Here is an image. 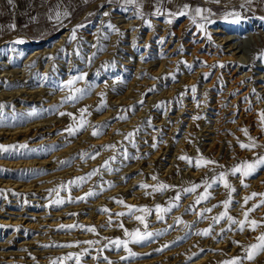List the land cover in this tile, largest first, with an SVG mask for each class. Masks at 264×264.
<instances>
[{
	"label": "rangeland",
	"instance_id": "1",
	"mask_svg": "<svg viewBox=\"0 0 264 264\" xmlns=\"http://www.w3.org/2000/svg\"><path fill=\"white\" fill-rule=\"evenodd\" d=\"M170 1L176 7L181 6V11L188 5L187 15L157 18L142 15L122 5L121 0H71L64 9L69 15L46 35L31 37L32 32L20 30L0 34V51L11 60L8 68L0 66L9 74L0 78V105H3L0 107V145L4 146L0 148V264H77V258L79 264H165L172 263L173 258L178 259L175 264H201V261L214 264L203 259L207 255L218 256L228 248H205L204 243L214 240L218 245L233 233L246 232V222L241 231L239 224L231 223L227 217L241 221V214L248 212L250 222L257 211L264 209L261 195H256L261 196L258 207L247 208L250 203L245 204V199L240 201L237 190L241 185L234 181L239 175L242 186L252 192L251 196L260 194L252 190V184H264V165H258L247 177L242 172L233 174L232 171L244 163L255 164L264 157V147L258 152V145L254 148L256 158H247L248 161L238 158L232 164L229 158L226 161L215 159L214 153L207 152L205 147L204 128H217L212 97L214 93L220 94L218 87L207 86L219 68L218 71L225 74V63L217 62L214 70L205 72L203 68L208 62L195 57L188 62L187 56L191 54H183L171 69L152 77L153 70L159 67L160 57L154 55L153 48L126 49L130 46L127 32L115 18L116 14H131L132 19L139 20L135 30L140 40L150 27L168 23L169 19L172 29L189 23L192 30L206 38L205 31L226 20L228 13L242 12L264 20V11L257 8L254 15L232 0H219V3L215 0ZM195 8L210 10L212 22L196 16ZM105 12L108 15H104ZM230 17L234 16L227 19ZM201 24L203 29L199 27ZM73 29L74 40L70 39ZM239 31L240 26L233 25L230 44L238 58L228 65L240 63L243 56L241 64L252 68L256 80L259 78L257 82L264 83V55L252 36L243 37L246 33L240 35ZM68 32L64 46L53 54L49 52L29 60V55L22 53L27 47L55 43ZM19 38L25 40L26 48L15 42ZM139 62L152 65L137 70ZM195 75L192 84L183 85ZM223 78L219 83L224 84ZM144 81L143 90L137 91L136 85ZM171 88L175 90L172 97L162 95ZM207 89L209 96L201 98L199 95ZM25 92L32 94L29 97ZM152 96H157L156 101L148 103L147 99ZM117 98L122 103L113 105ZM188 99H197L194 118L201 128L191 138H186L188 129L181 124V118L187 114L178 115ZM252 100L253 97L251 103ZM223 103L221 105L225 106ZM27 127L28 133L19 132ZM236 129L241 132L236 135L241 139L251 136L253 131L251 126L245 127V123ZM16 132L20 134L10 135ZM254 138L258 142L262 136ZM239 142L243 144V140ZM181 156L188 159H180ZM165 167L172 169L169 176L164 173ZM221 174L230 187L224 186ZM154 176L157 179L154 180ZM144 184L149 187L144 188ZM161 184L167 187L160 190ZM193 186H196L194 191H186ZM39 187L41 192L35 190ZM259 191L264 194V188ZM201 196L207 198L197 203ZM133 198L137 200L135 204L128 203ZM121 200L123 203L118 202ZM224 201H229L227 209ZM10 211L23 216L10 215ZM225 211L227 216L217 221L215 218ZM98 216H104L106 221L97 222ZM136 216L143 217L144 224ZM9 218H25L27 223L11 222ZM43 220L57 223L47 227ZM89 228L95 231H88ZM125 229L129 232L139 229L142 235H152L133 242L125 235ZM108 231L111 233H104ZM76 232L78 236L87 234L88 239L73 237ZM205 232L208 234L204 235ZM44 235H48L47 240L38 244L37 239ZM117 239L127 240V249L117 247L113 243ZM70 254L72 258L65 259Z\"/></svg>",
	"mask_w": 264,
	"mask_h": 264
},
{
	"label": "bare ground",
	"instance_id": "2",
	"mask_svg": "<svg viewBox=\"0 0 264 264\" xmlns=\"http://www.w3.org/2000/svg\"><path fill=\"white\" fill-rule=\"evenodd\" d=\"M233 11H235V10H233ZM115 18L117 19L118 23L123 24L122 28H124L127 32V36H128V42L127 43L130 46H127V48L125 47L126 49H131V48H134L135 46H138L141 48H146L147 50L153 48L154 49L153 50L154 55H157L158 57H160L161 60L158 61L159 67L157 69L153 70L152 77L156 78L162 72L168 71V69H171L173 63L177 59H179L180 56L183 54H185V56L187 54H191V56H187L188 62L189 61L191 62L193 57L198 58V59L203 58L206 62H208V66L206 68H203V71H205V72L214 70L215 65L217 66V62L225 63V65H224L225 74L224 73L221 74L218 71L219 69H221V68H219L217 70V73L215 74V77L213 78L211 83L207 86V88H209V87L212 88V87L216 86V88L218 87L219 91H220V94H218V92L216 94L214 93L215 95L213 94V96H215V97H212L213 101L211 102L212 110L217 111V114H215V115H217L215 123H217L216 127L219 129H217V128L216 129L215 128H209V129L204 128V130H203L204 134L203 135H204V141H206L205 147H206L207 152H210V153L213 152L214 153L215 159H218L221 161H226V158L227 159L229 158L228 161L231 164L233 162L236 163L235 161L238 160V158L246 159V160H247V158H249V159L256 158V154H257L259 148L264 147V134L261 135V133H264V125L261 124L260 118H259V114L261 112H264V83L261 81L257 82V80L259 78L256 80V78L253 74L254 72H253L252 68L250 69L249 67L245 66L244 64H241L244 62L243 56L240 58V63H236V64H234V66L228 65L229 61L235 63L237 58H238V57H236V52H235L233 45L230 44L231 37L229 35L230 34L234 35V33L231 32V29H232L233 25L237 24L238 26H240V31H239L240 35L244 32L246 34H243V37H245L246 35L252 36L255 44L258 46V49L264 55V20L256 18V17L245 16L241 12L240 19L238 22H234L236 20L235 17H230L224 21L217 23L213 27L208 28V30L205 31L206 38H204L202 36L203 35L202 33L198 34L199 32L197 33L196 30H192L193 28L191 29L189 23L182 24L180 26V28L177 30L172 29V27L168 23H156L155 26L150 27L151 28L150 31L145 35V37H143V40H140L141 37L138 36L137 31L135 30V28L138 27L139 20H137L136 18L132 19L131 14L130 15L116 14ZM69 34H70V32L65 33L55 43H52L50 45H45L43 47H36V48L35 47L34 48L27 47L26 48L24 43H23V45L22 44H19V45L20 46L22 45V47L26 48L22 53L24 55H26V54L29 55V60H30L32 57L37 56V55H41V54L44 55V54H47L49 52L53 54V52H55L58 49V47L64 46V44L66 43V39L68 38ZM209 36L211 37V39L208 38ZM157 38H159V40H156ZM19 39H23V38H19ZM164 42H166V43H164ZM10 52L13 53V50L11 49ZM144 56H146V53H144ZM29 60H27L25 62V64L28 63ZM144 63L139 62L137 70H140V67H145L146 69H148L152 65L151 63H145V64ZM10 64H11V60L9 59V56H6L4 52L0 51V66H3L4 68H8L10 66ZM252 65L253 64H251L250 66H252ZM234 68H235V70H234ZM248 68H249V70H248ZM5 77H9V74L7 72H3L0 69V78L3 79ZM221 77H225V78H223V80H225V81H222V82H224V84L219 83V80L221 79ZM195 79H196V75H195V77H191L187 82H185L187 80L186 79L184 81L185 84H183V85H187V83H188V85L192 84V82ZM164 83H166V81ZM145 85H146L145 81L139 82L138 85H136L137 87H139L137 89V91L143 90ZM173 90H174V88L173 89L171 88L170 90L165 91L162 95L165 97L166 96L172 97ZM129 92H130V89H129ZM129 92L125 95V97L129 94ZM210 92H212V91H210ZM208 93H209V90L207 89L206 91L204 90V94L199 93L200 94L199 96L201 98H205V97L209 96ZM31 94L32 93H26V95H28L29 97L31 96ZM137 95L139 96V94H137ZM12 96L15 97V95H12ZM227 96H229V97L226 98ZM190 97H191V95H190ZM252 97H253V100H252L253 103H251ZM132 98H130V99H132ZM156 99H157V96H152V97H149L147 99V102L152 103V102L156 101ZM119 100H120V98L113 100V105H119L120 103H122V102H119ZM123 100H126V99L123 98ZM188 100L189 101L186 102L187 104L183 106V109L181 111H179L178 115L180 113H184L185 115L187 114L186 117L181 118V124L188 129L189 133H187L186 138H191L192 135L194 136L196 134V132L199 131L201 128H200V126L197 127L198 125H196V120L194 118L195 117L194 107L196 105L197 99H188ZM126 101H129V100H126ZM223 102H225L226 105L227 104H229V105L222 106L221 104ZM176 118H178V117H176ZM160 122H162V120H160ZM243 123H245V127H247V128L251 126L253 128V131L251 133V136L249 135V136H246L245 138L241 139L238 136H236L237 134L241 133L240 131H237L236 128L238 127V129H239ZM39 126H43V125L39 124ZM241 130L244 131V128L242 127ZM19 132L21 134L23 132L28 133L29 132L28 127H27V130L19 131ZM19 132H16V133H13L10 135H17V133H19ZM10 133H12V132H10ZM36 133H38V132H36ZM231 134H233V136ZM256 135H260V137L262 136V139L258 142H256V140L254 138ZM9 137H11V136H9ZM32 137H33V135H32ZM233 137H235V138H233ZM257 138H259V136ZM239 140H243V144H251L253 141H255L256 145H258L257 146L258 147L257 152L254 148H251L252 150H247V149L244 150V148L238 147V145H241ZM259 144H260V147H259ZM146 169H148V168H146ZM170 170H172V169L170 167H167L165 169L164 173H166L169 176ZM57 176H58V174H57ZM55 177L56 176H54V178ZM58 178H59V176H58ZM234 181L240 183V185H241L240 187L237 186L238 187L237 191H238V194L240 196V198H239L240 201L242 199H245L246 197L251 196L252 192L246 191L244 189V187L242 186V179L239 175L236 177V179ZM258 184H259L258 186H256L257 184L256 185L252 184V190H256V192H259L261 194L262 191H259V190L260 189L262 190L264 188V184H261V185H260V183H258ZM26 188H29V187H26ZM35 190L37 192H41L40 187L35 189ZM260 197L261 196H256L253 199L247 200V203H250V204L248 207L247 206L246 207L250 208V205L256 206L258 204V201H260L259 199H261ZM135 201H137V200L135 198H133V199L129 200V202L128 201L127 202L128 203L134 202V204H135ZM247 203H245V204H247ZM96 206L97 205L93 206L92 209H95ZM202 208L203 207L201 206L200 209H202ZM198 210H199V208H198ZM244 211H246V210H244ZM10 212H11V213H9L10 215H15L18 217H20L22 215V214L14 212V211H10ZM263 212H264V209L263 210L261 209L255 213L256 216H255L254 220H256L258 223L257 224L258 227L255 228V230H258L257 233L254 234L250 223L246 222L245 223L246 226L244 224V226L246 227V232H244V233H242V232H240L239 234L233 233L232 235L228 236V239H226V240L222 239L223 242L218 244V245H216L218 242H216L214 240L213 241L207 240L204 243L205 248L213 247L215 249H220V250L223 248H228V249L225 250L224 252L220 253L218 256L207 255L206 258L203 259V260H205L204 262H206V260H210V261H213L214 264H225L226 261H229L234 257H241L240 264H264V251L258 252L255 255L254 259H252V260H248V259L244 258L246 256L245 250L248 249L250 245L259 243V241L257 240V237L260 236L261 234H264ZM30 216H33V215L31 214ZM103 217H100V216L96 217L97 222H100L103 219ZM56 218H58V217H56ZM243 218H244V216L242 213L240 216L241 221H245ZM9 219L11 220V222H13L15 220V222L20 221V222L27 223V219H25V218H18V219L17 218L16 219L9 218ZM103 220H105V219H103ZM43 222L47 224V227H54L55 224L57 223V222L56 223L55 222L50 223V221H48V220H43ZM42 223L40 222V224H42ZM87 223H88V219H87ZM27 227H32V225L28 224ZM32 228L35 229V227H32ZM37 228L38 227L36 226V229ZM104 233L106 234V233H111V232L108 231V232H104ZM74 235L75 236H73V237H78V238L80 237L82 239H85V238L88 239V236H86L87 234L86 235L81 234L82 236H78V232H76ZM216 235H218V234H216ZM47 238H48V235H44L43 237L42 236L39 237L37 239L39 241L38 244H40V242L42 243L43 241H46ZM63 238H64V236H63ZM58 239H59V237H58ZM210 240H211V238H210ZM237 241L239 242V244L236 243ZM29 244H31V242ZM198 246H199V244H198ZM243 250L245 252L242 256L241 253L243 252ZM188 252L191 253L190 250ZM177 254H179V253H177ZM177 254L174 257H177ZM183 258H185V257H183ZM177 260H178L177 258L176 259L173 258L171 260L172 263L167 262L165 264H175ZM200 263L202 264L203 262L201 261ZM160 264H163V263H160Z\"/></svg>",
	"mask_w": 264,
	"mask_h": 264
},
{
	"label": "crops",
	"instance_id": "3",
	"mask_svg": "<svg viewBox=\"0 0 264 264\" xmlns=\"http://www.w3.org/2000/svg\"><path fill=\"white\" fill-rule=\"evenodd\" d=\"M70 1L17 0V3L13 1L10 4L9 0H0V34H5L9 30H20L32 32L31 37L46 35L52 27L64 20L62 17L61 21L57 22L55 14L57 11L64 12ZM232 1H239L240 5H243L254 15H257V8L264 11V0H254L250 6L245 4L244 0ZM121 4L134 8L142 15L157 18H174L175 16L169 15V13L181 11V6L176 7L170 0H132L131 3L121 0ZM157 9H160V15H154ZM12 24H15L14 29L10 27Z\"/></svg>",
	"mask_w": 264,
	"mask_h": 264
},
{
	"label": "snow or ice",
	"instance_id": "4",
	"mask_svg": "<svg viewBox=\"0 0 264 264\" xmlns=\"http://www.w3.org/2000/svg\"><path fill=\"white\" fill-rule=\"evenodd\" d=\"M13 2V0H9V3L11 4ZM132 0H125V3H131ZM215 2L219 3V0H215ZM244 3L245 4H251V3H254V0H244ZM241 7H243V5H241ZM195 15L196 16H202V18L206 21H208L209 23H211L212 21L209 19V16L211 15L210 13V10H205V9H201V8H195ZM187 12H188V5H185L184 6V10L183 11H180L179 13H169V15H172V16H176V15H187ZM207 12L208 14L207 15H202L203 13ZM161 14V11L160 9H157L156 12L154 13V15H160ZM69 15V13L67 11H64V12H60V11H57L56 14H55V19L57 22H60L61 21V18L62 17H67ZM104 15H108L107 12L104 13ZM227 16H234L236 18V20L234 22H238L239 19H240V13L238 12H231V13H228ZM227 16L225 17V19H227ZM51 19V17H50ZM169 24L172 23V20L169 19L167 21ZM11 28H15V24H12L10 25ZM79 27V26H78ZM109 27H113L111 24H109ZM201 29H203V25L201 24L199 26ZM209 39H211V37L209 36L208 37ZM72 40L76 39V35H75V29H73V33H72V36L71 38ZM16 43L18 44H23L25 43V40L24 39H17L15 41ZM78 78H83V77H78ZM195 89H193L194 91ZM0 107H3V105H0ZM83 111V110H82ZM61 115H64V113H61ZM70 115V114H69ZM259 118H260V122L262 125H264V112H261L259 114ZM245 134L247 135V130L245 129ZM93 135H96V133L94 132ZM129 136H132L133 134L132 133H129L128 134ZM251 139V138H250ZM257 145L255 143V141H253L251 144H241V147L242 148H255ZM4 146L3 145H0V148H3ZM153 147H155V145H153ZM180 159H188L187 157L185 156H181ZM205 164H208V163H214L212 161H204ZM258 165H264V157H261L260 159H258L256 161L255 164H248V163H244L240 166H237L235 167L232 171H233V174H235L236 172H242L243 176L247 177L248 175H250L253 171H255L256 167ZM197 166H200L199 162L197 163ZM92 174H95V173H91L90 175ZM154 180L157 179L155 176L152 177ZM222 180H224V186L226 188L230 187V185L227 183V180L225 179V176L224 174H221V177H220ZM243 182V181H242ZM144 188H148L149 185L147 184H144L142 185ZM167 185H163L161 184L160 185V190H163L164 188H166ZM195 187L196 186H193V188H190V189H187L186 191H194L195 190ZM234 190V189H233ZM92 193H89V195H91ZM256 195H261V196H264V194H257V193H253L251 197H247L245 198V203H247V200L249 199H252L253 197H255ZM207 197L206 196H201L199 197V200L197 201V203L200 201V200H204L206 199ZM177 199H179V197H177ZM119 203H123V201H118ZM224 207L225 209H227L228 207V204H229V201H224ZM261 204H264V200H261L260 201ZM259 205H256L254 207H258ZM131 207V206H129ZM141 211H147L146 209H140ZM251 210H254V209H250L249 211ZM104 211H108L107 209H104ZM158 211H159V206H158ZM210 211V209H209ZM119 215H123V213H120ZM227 216V212L225 211L224 213H221L220 217H217L215 218L217 221H219V219L223 218ZM244 217H245V221H236L234 220L231 216H228V220L231 222V223H235V224H239L240 225V230L243 231L244 230V223L245 222H248L250 223L251 225V228L252 230H255V228L257 227V221L256 220H251L250 222L247 221V217H248V212H245L244 213ZM136 219L139 220L142 224H144V219L143 217L141 216H136ZM71 227V226H70ZM121 227H123V225H121ZM145 227H147V225L145 224ZM88 231H95L94 228H89ZM208 233L205 232L204 235H207ZM125 235L126 236H130L133 240V242H139L140 240H143L146 236H151L152 234L151 233H145V234H141L140 233V230L137 229L135 230L134 232H129L127 229H125ZM257 240L259 241V243H256V244H252L249 246L248 249H246V256L244 258L248 259V260H252L254 259L255 255L260 252V251H264V234H261L260 236L257 237ZM86 243H93L92 241H87ZM117 247H120V246H123L125 249H127V245H128V241L127 240H120V239H117L113 242ZM237 244H239V242L237 241L236 242ZM71 246V245H69ZM128 251L130 252L131 255H135V253H131V250L128 249ZM72 256L71 254L66 257L65 259H71ZM121 259H125L124 257H121ZM240 261H241V257H234L232 258L231 260L229 261H226L225 264H240ZM77 264H79V259L77 258ZM109 264H111V262H109Z\"/></svg>",
	"mask_w": 264,
	"mask_h": 264
}]
</instances>
